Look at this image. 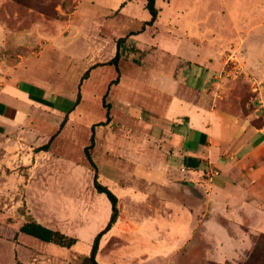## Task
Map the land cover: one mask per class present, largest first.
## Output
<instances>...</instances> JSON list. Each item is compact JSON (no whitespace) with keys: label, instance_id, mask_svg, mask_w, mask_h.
Listing matches in <instances>:
<instances>
[{"label":"crops","instance_id":"0c3cea01","mask_svg":"<svg viewBox=\"0 0 264 264\" xmlns=\"http://www.w3.org/2000/svg\"><path fill=\"white\" fill-rule=\"evenodd\" d=\"M73 37H26L0 20V160L2 148L16 153L35 139L47 143L67 116L56 138V144L66 145L76 136L87 97L108 89V98L117 94L111 101L112 125H122L125 133H103L94 149L103 151L102 158L120 154L136 160V165L104 162L103 185L120 205L169 216L176 209L189 224L191 241L199 242L192 251L203 252L210 238L219 248L227 243L231 252L250 247L249 237L264 233V85L252 89L247 111L239 98L235 112L213 93L220 87L216 79L224 72L228 45L204 48L196 39L174 38L167 47L160 40L150 47L139 36L135 51L151 63L118 73L111 65L90 70L97 65L96 50L86 55ZM125 49L122 57L134 62Z\"/></svg>","mask_w":264,"mask_h":264},{"label":"rangeland","instance_id":"374dc122","mask_svg":"<svg viewBox=\"0 0 264 264\" xmlns=\"http://www.w3.org/2000/svg\"><path fill=\"white\" fill-rule=\"evenodd\" d=\"M146 3V0H0V20L26 37L75 36L74 40L78 41L74 42L80 43L76 48L84 50L86 55L96 50V64L101 66L115 57L118 40L124 38L119 51L126 48L135 61L126 55L122 57L123 50L118 63V68L123 69L133 64L147 68L151 63L149 56L143 57L140 50L135 51L134 39L139 36H144L141 43L147 41L150 47L159 40L167 47V41L174 38L196 39L204 48L228 45L223 49L224 61L227 55L236 52L241 67L238 70L225 67L216 79L220 87L213 93L235 112L240 98L247 111L252 89L264 85V0H158L160 19L156 26H145L151 18ZM151 50L153 54L155 50ZM111 66L117 70L115 65ZM108 94V89L101 94L91 92L75 125L77 139L70 138L66 145L56 144V136L49 153L37 151L48 143L40 139L21 146L20 152L1 149L0 264H91L89 253L95 236L109 222L111 204L94 187V171L84 148L91 142L92 128L89 134L87 130L90 121L95 120V124L107 121L104 101L111 106L117 96L114 93L108 98ZM123 129L111 121L96 126V138L100 140L107 132L125 133ZM91 155L103 171L98 174L101 184L107 181L104 164L136 165L135 159L120 154L107 159L102 158L103 151L98 153L94 149ZM180 197L172 198L182 200ZM142 207L133 209L125 202L119 203L122 218L118 229L102 238L97 255L99 264H246L254 246L264 241V233L251 235L250 247L240 250L233 247L231 252L227 243L219 248L210 238L203 252L192 251V246L199 242L197 238L191 241V229L183 214L179 218L174 208L172 216L168 211L153 214L148 212L150 207L143 214ZM31 221L78 242L69 248L23 234L15 237ZM257 264H264V256Z\"/></svg>","mask_w":264,"mask_h":264},{"label":"trees","instance_id":"16d2710c","mask_svg":"<svg viewBox=\"0 0 264 264\" xmlns=\"http://www.w3.org/2000/svg\"><path fill=\"white\" fill-rule=\"evenodd\" d=\"M129 1H132V0H129ZM146 1H147L146 9L149 11L151 18L148 22L145 23V26H152L156 23V21L159 18V10L157 8L158 0H146ZM124 41H125L124 38H121L118 40V50L116 52L115 57L109 62H106L105 64H102V65H115L117 67V71L119 72L118 63H119V60L121 59V51H119V49H121V44ZM97 66H101V65L97 64L96 66H93L92 68H90V70ZM90 70L87 71L83 79H86L88 77ZM117 82L118 80L114 81V83H117ZM80 100H81V96L79 94L76 105L80 103ZM104 107L107 109V121L105 123L101 122L98 124H94L92 126V135H91L90 145L84 148L86 159L90 163L92 170L94 171V187L99 194L106 195V197L108 198L111 204V216H110L109 222L107 223V226L103 230H101L94 238V241L91 247L90 257H89V261L91 262V264H99L97 260V255L99 252L101 240L107 233H109L112 230V228L117 223L120 217L119 198L107 186H104L99 181L98 166L95 163L91 155V150H93L96 146V132H95L96 126H105L111 123L112 121V117L110 113L111 106L106 104V102L104 101ZM66 122H67V116H66V119L61 124L60 130L55 135L52 136V138L48 141L46 145L38 148L37 149L38 152L49 151L50 145L52 144L55 137L64 128V126L66 125ZM184 161L186 162V164L189 162L187 158ZM20 234L33 237L45 243H53L56 245H60L63 247H69V248L73 247L78 242L76 238L69 237L59 231L50 229L35 221L25 223L16 233L15 237H17ZM263 256H264V241L262 239V241H260L254 246L253 252L248 260V263L246 264H257L259 259Z\"/></svg>","mask_w":264,"mask_h":264},{"label":"built area","instance_id":"2783aa9c","mask_svg":"<svg viewBox=\"0 0 264 264\" xmlns=\"http://www.w3.org/2000/svg\"><path fill=\"white\" fill-rule=\"evenodd\" d=\"M224 63H225L224 64L225 67H228V68L231 67V68H234L235 70H238L241 67L240 66V59L236 55V52H233V53L227 55ZM236 73H238V72H236Z\"/></svg>","mask_w":264,"mask_h":264}]
</instances>
